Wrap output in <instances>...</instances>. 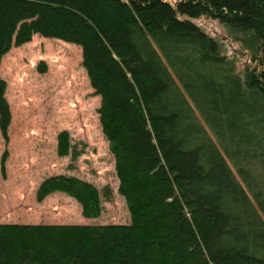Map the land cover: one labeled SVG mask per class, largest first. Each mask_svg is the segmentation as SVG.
<instances>
[{
    "label": "trees",
    "instance_id": "obj_1",
    "mask_svg": "<svg viewBox=\"0 0 264 264\" xmlns=\"http://www.w3.org/2000/svg\"><path fill=\"white\" fill-rule=\"evenodd\" d=\"M202 17L239 36L242 74ZM35 35L81 48L130 223H0V264H264V0H0V67ZM6 90L0 75L8 140ZM58 192L87 219L111 200L62 174L36 200Z\"/></svg>",
    "mask_w": 264,
    "mask_h": 264
},
{
    "label": "rangeland",
    "instance_id": "obj_2",
    "mask_svg": "<svg viewBox=\"0 0 264 264\" xmlns=\"http://www.w3.org/2000/svg\"><path fill=\"white\" fill-rule=\"evenodd\" d=\"M197 23L217 38L221 51L242 74L249 51L239 36L235 40L223 24L211 18H199ZM0 75L7 83L5 95L12 115L8 140L0 131V223L129 224L128 208L118 193L114 158L100 125L101 99L82 66L81 48L35 35L2 58ZM63 131L80 151L76 160L57 152V138ZM61 174L99 190L110 186L111 200L103 201L98 218H84L80 204L64 193H54L41 203L36 200L42 181Z\"/></svg>",
    "mask_w": 264,
    "mask_h": 264
},
{
    "label": "crops",
    "instance_id": "obj_3",
    "mask_svg": "<svg viewBox=\"0 0 264 264\" xmlns=\"http://www.w3.org/2000/svg\"><path fill=\"white\" fill-rule=\"evenodd\" d=\"M1 223H3V222H1Z\"/></svg>",
    "mask_w": 264,
    "mask_h": 264
}]
</instances>
